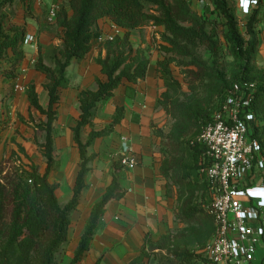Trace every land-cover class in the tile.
I'll return each instance as SVG.
<instances>
[{"label":"trees","instance_id":"obj_1","mask_svg":"<svg viewBox=\"0 0 264 264\" xmlns=\"http://www.w3.org/2000/svg\"><path fill=\"white\" fill-rule=\"evenodd\" d=\"M15 1L0 0V7L6 4L12 5ZM18 1L26 5L36 2V0ZM209 1L214 6L212 11L216 16L214 20L210 19L207 12L200 17L193 15L186 0H69L67 5L61 7L54 24L63 30V45L52 50L51 66L45 64L41 51L35 66V70L43 74L47 80L44 88L49 96L48 108L44 109L40 105L34 84H31L26 91L30 106L46 117L42 128L45 132L43 149L47 169L44 175L39 174L37 169L32 172L19 169L14 174V179L7 183L10 184V189L0 184V264H59L58 256L64 252L69 242L72 215L80 206L82 193L87 188L86 177L96 159L94 154H89V148L96 140L113 133L114 128L124 119V108H116L109 126L101 131L92 130L86 143L83 141V132L87 127L93 126L92 119L101 103L114 97L116 90L125 81L140 84L146 80L149 61L141 50H134L130 37L133 32L142 31L147 26L165 28L169 34L166 42L170 45L171 52L183 59H191L184 65L185 67L202 66L194 56V50L200 47L206 48L212 65L215 64L219 54V35L215 31V26L218 24L223 26L225 41L232 49L241 69L234 83L247 81L256 83L257 86L251 106L255 116V121L250 127L251 138L258 142L264 154V83H258L251 77L252 59L259 45L255 31L260 21L259 10L256 9L248 20L246 28L249 39L246 41L239 29L234 1ZM148 6L156 7V14H149ZM105 19L110 20L124 33L106 44V58L100 57L96 60L102 68L106 81L97 80L96 90H86L79 94L81 114L72 132L80 162L72 199L66 205H61L56 195L57 185L49 181V176L58 163L54 130L58 120L61 93L69 86L67 69L73 61H83L88 57L92 51V41L98 33L99 22ZM218 19L222 20V23H218ZM209 27H212L211 31ZM25 36V27H14L12 31H5L0 24V63L2 68L6 67L9 70V73H4L9 80L18 77L15 73L24 59L19 50L23 46ZM159 66V72L164 73L166 78V85L179 86L177 80L169 83L170 71L161 69L162 63H159ZM195 116L198 117L195 124L201 133L211 123L212 118L202 114ZM197 138L187 142L190 162L180 168L179 183L192 193L203 186L206 195L202 197L203 201L199 205H191V202H188L183 207L180 216L182 221H192L203 214L212 219L204 209L210 195L206 178L201 173L205 161L203 159L205 149L197 142ZM120 170L122 167L113 166L111 184L101 201L92 208L70 264H82L90 251L95 232L108 205L112 201L124 198L126 192L121 185ZM170 172L168 167L163 170L165 176H169ZM8 214L11 215L9 221ZM150 240L152 241L149 237L146 238L140 256L130 264H149L146 259V246L152 243ZM172 256L174 258L170 259L169 264H199L202 258L201 254L193 255L188 251L180 250L172 251Z\"/></svg>","mask_w":264,"mask_h":264},{"label":"rangeland","instance_id":"obj_2","mask_svg":"<svg viewBox=\"0 0 264 264\" xmlns=\"http://www.w3.org/2000/svg\"><path fill=\"white\" fill-rule=\"evenodd\" d=\"M186 1L193 15L200 17L204 12H207L211 20L216 19V16L212 14L214 6L209 0ZM235 7L239 29L246 41L249 39L246 28L248 20L256 9L259 10L260 21L255 28L259 45L252 59L251 77L258 83H264V0H259L258 6L253 7L249 15L242 14L236 4ZM155 11L156 7L148 6L147 12L149 14H156ZM217 21L218 23H222L220 19ZM0 24L4 27L5 31H12L14 27H36L38 30L51 31L50 27H54L52 32L56 36H62L56 28L57 26L47 21L44 7L37 8L33 2L26 5L16 0L12 5L6 4L0 7ZM103 27L115 26L111 23H104ZM208 29L211 31L212 27ZM215 31L219 35V54L216 57L214 65H212L205 47L194 50V56L198 63L201 62V67H185L184 65L189 63L191 59H183L171 52V47L166 42L169 34L164 27L150 25L142 31L134 32L142 40V47L135 48L134 50H141L143 56L149 61L148 67L150 65L152 68L155 67L158 88L156 89V102L151 122V136L154 158L158 159V164L160 165L159 182L164 184L166 188L165 199H162L161 202L165 204L167 231L159 239L150 240L152 243L147 244L146 259L149 261V264H169L170 259L174 258L173 256L171 257L172 251L175 250L188 251L190 254L199 255L204 247L215 238L214 220L207 215L203 214L198 219L196 218L192 221H182L180 218L182 209L188 202H191V205H199L203 201L202 197L206 195L204 194L205 189L203 186H200L197 191L192 193L179 183V177L181 176L180 168L188 165L190 162L187 142L200 135L199 129L195 124V120L198 117L195 115H209L212 118L214 113L224 104L227 95L230 94L235 78L240 74L241 70L232 49L228 47L225 41L223 26L221 24L216 25ZM114 33H116V29H112V34ZM120 34L123 35V33ZM22 49L20 48L19 51L23 54ZM44 49L41 50L40 47L39 52L44 51L45 64L51 66L53 49L49 51H46L47 48ZM23 62L24 59L20 62L19 69L16 70L15 74L18 77L13 80L6 78L4 73H9V70L6 67L2 68V64L0 63V184L7 187V189H10V184L7 183L14 179L13 176L17 173V170L23 169L24 171L32 172L34 169H37L39 174L44 175L46 167L43 149L45 132L42 128V125L46 122V117L42 116L35 108L36 111L32 114L30 109H28L30 106L29 102L21 104V106H19L20 104H17V106L13 104V100L20 101L24 99L23 95L26 94L28 87L31 85L27 83L25 77L27 74L25 72L26 69L23 70L22 67ZM36 62L30 64L29 68L35 69ZM159 63L163 64L161 69L170 71L171 77L169 83L177 80L179 86L169 87L166 85L164 73L159 72ZM46 82L47 80L41 90L48 94L44 88ZM17 94H19V97ZM112 114L104 112L103 106L99 107L92 119L93 126L87 127L83 132L84 143H86L88 137L84 136L85 131L103 130L112 122L114 115ZM58 120L54 130L55 141L61 135L56 130ZM94 144L92 145L93 148ZM31 146H34L35 156H32L28 151V147L30 148ZM75 147L78 150L76 144ZM93 154L96 156L93 164L97 162L98 165L105 167L101 171L102 176L105 174L107 177L110 174L112 175L114 165L122 167V169L124 168L120 163L122 156L114 157L103 151H99L98 153L93 152ZM79 162L78 152V163L75 166L76 175ZM166 167L171 171L169 176L163 174V170ZM121 171H119V174H121ZM75 174L74 177L76 179ZM65 177L60 182V186L55 183L59 186H57L56 195L61 205H65L62 203H64V196L66 195L65 193H68L70 185L67 173ZM50 179L51 176H49V181L53 183L54 180ZM73 188L74 182L72 195ZM10 218L11 215L8 214V221L11 220ZM75 227L76 225L73 223L72 218L70 231L76 233L78 225ZM70 231L69 242L64 252L58 256L59 264L70 263L67 259L68 247L73 242L72 237L70 239ZM149 238L152 239L151 237ZM158 247H161V249H157Z\"/></svg>","mask_w":264,"mask_h":264},{"label":"crops","instance_id":"obj_3","mask_svg":"<svg viewBox=\"0 0 264 264\" xmlns=\"http://www.w3.org/2000/svg\"><path fill=\"white\" fill-rule=\"evenodd\" d=\"M51 2L52 0H44L43 7L46 10V15L47 8ZM35 6L39 7L36 2ZM104 23L113 24L107 19L100 21L98 33L92 41V51L88 57L83 61H73L67 69L69 86L62 91L58 106L59 120L56 130L61 133L55 141L58 163L50 176L54 180L53 183L59 186L63 178H66L65 174L67 173L69 176L68 193H65L64 203H62L65 205L72 199L75 166L78 163L79 151L75 147L72 132V128L81 114L78 97L82 91L96 90L97 80L106 81L102 68L97 64L96 60L100 57L104 59L107 56L106 44L108 42L105 36L112 34V29L118 28L103 27ZM25 28L26 36L35 35L38 42L36 45L22 46V52L25 57L22 67L23 70L26 69L25 72L27 74L25 77L27 83L34 84L36 87L40 105L47 109L49 96L41 90L46 78L35 69H30L29 65L32 62L35 63L39 58L40 47L41 50L47 48L46 51L61 47L63 39L62 36H56L52 32L54 27H50L51 31L38 30L36 27ZM56 28L62 34L63 30ZM121 33L124 32L121 30ZM130 42L134 49L142 47L141 37L134 32L130 37ZM43 54L44 51L42 52ZM155 73V67L152 68L150 65L147 70L146 80L143 83L131 84L125 81L116 90L114 97L99 106H103L104 112H109L110 114L113 112L115 114L117 107H123L125 116L122 122L114 128L110 136L96 140L94 148L91 146L93 149H89L90 155L93 152L103 151L108 155L121 157L127 153L137 159L138 165L134 169H122L120 176L122 188L126 192L125 196L121 200L112 201L108 205L95 232L90 251L82 264H97L98 262L99 264H130L140 256L147 237H151L154 241L166 234L165 204L161 202L162 199H165L166 188L164 184L159 182L160 165L158 164V159L154 158L151 136V122L156 102V89L158 88ZM128 89L130 90L128 91ZM17 95L19 97V94ZM23 96V100H13V104L16 106L17 104H20L19 106L26 104L28 97L26 94ZM29 107L28 109L33 114L36 110ZM89 132L91 131L86 130L84 136L87 137ZM28 151L32 156H35L34 146L28 147ZM46 169L47 165L44 169L45 172ZM104 169L105 167L95 162L86 177L87 188L82 193L79 210L72 217L73 223L76 227L78 225V228L76 233L70 231V239L72 237L73 242L68 247L67 259L69 262L72 261L74 252L79 245L92 208L101 201L106 189L111 184L113 173L112 175L110 173V175L107 174L109 175L108 177L105 173L102 176L101 171Z\"/></svg>","mask_w":264,"mask_h":264},{"label":"built area","instance_id":"obj_4","mask_svg":"<svg viewBox=\"0 0 264 264\" xmlns=\"http://www.w3.org/2000/svg\"><path fill=\"white\" fill-rule=\"evenodd\" d=\"M69 0H52L47 21L54 24L61 7ZM244 15L258 6V0H233ZM43 7L44 0H36ZM116 27V26H115ZM105 36L107 42L121 30ZM27 35L23 46L36 45ZM34 62H32L33 64ZM256 83H234L224 104L200 133L197 142L204 149L201 173L209 187L204 209L215 223V238L201 251L199 264H264V154L251 138L255 116L251 110ZM124 168L137 167V159L122 155Z\"/></svg>","mask_w":264,"mask_h":264}]
</instances>
